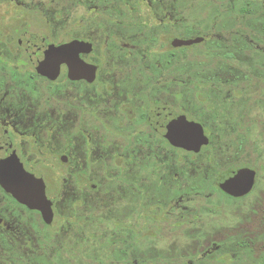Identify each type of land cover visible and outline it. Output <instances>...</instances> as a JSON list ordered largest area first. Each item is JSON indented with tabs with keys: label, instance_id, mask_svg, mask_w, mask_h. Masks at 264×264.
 Here are the masks:
<instances>
[{
	"label": "rangeland",
	"instance_id": "obj_1",
	"mask_svg": "<svg viewBox=\"0 0 264 264\" xmlns=\"http://www.w3.org/2000/svg\"><path fill=\"white\" fill-rule=\"evenodd\" d=\"M115 23L141 24L148 28V38L155 34L163 42L172 35L207 39L209 34L210 42L179 51L192 56L180 59L182 112L205 117L206 134L212 139L210 153L197 163L202 173L185 166L188 158L182 155L178 178L163 175L161 184H173L171 195L164 190L149 197L157 192L151 188L147 194L151 201L136 206L127 201L126 191L117 189L120 177L108 175L112 169L120 173L121 156L111 155L91 166L92 174L78 182L69 175L62 183L54 156L37 154L32 164L41 167L43 178L34 179L59 202L51 237L42 238L38 226L32 233L40 238L30 245L0 241V264H264V0H0V58L6 52L25 70L27 62L16 46L20 36L42 37L62 48L66 40L91 34L93 24L104 30ZM119 33V39L129 38V32ZM199 71L212 75L203 79L187 74ZM41 92L40 104L47 100L60 107L65 101L61 92L51 95L44 88ZM19 102L30 104L22 97ZM70 105L76 107V102ZM209 113L214 117L207 119ZM115 141L106 142V155L113 146H121L118 138ZM162 162L161 168L171 167L166 159ZM242 170L256 171L248 197L232 199L208 188L218 174ZM144 176H133L137 188ZM150 180L158 184L155 178ZM91 185L98 187L96 192L89 190ZM62 188L69 197L74 192L72 197L83 194L84 199L65 207ZM7 206L0 197V216L7 210L4 217L30 219ZM127 228L132 229L129 253Z\"/></svg>",
	"mask_w": 264,
	"mask_h": 264
},
{
	"label": "flooded vegetation",
	"instance_id": "obj_2",
	"mask_svg": "<svg viewBox=\"0 0 264 264\" xmlns=\"http://www.w3.org/2000/svg\"><path fill=\"white\" fill-rule=\"evenodd\" d=\"M92 26L94 31L92 30L91 34L76 36L61 43L63 44L62 49L72 42L87 44L78 52L77 59L84 65L95 68L91 82L85 79L70 80L68 71L71 62L67 59L57 60L60 66L55 79L38 74L31 62L29 50L41 49L50 55L51 47H60V44L54 45L42 37L22 35L17 39V51L23 53L27 62L25 70H22L18 62H15V59L8 56L6 52H4L5 56L0 58V158L17 161L19 167L37 186L39 196L50 207L52 214V221L46 223L39 211L29 210L20 205L0 186V197L7 201L9 204L7 207L11 208V212L17 211L31 215L30 219L24 221L21 217H4L7 210H3V215L0 216V241L2 243L5 241L8 243L10 240V245L16 243L24 244V246L30 245L31 240L37 241L40 238L37 237L38 234L33 237L32 233L34 231L36 234L38 226L43 232L42 238L50 239L51 237L56 219L55 211L59 202L55 197L47 194L46 185L39 186L34 179V176H43L41 167L36 168L32 164L37 154L50 153L54 156L62 171V183L68 179L69 175H73L74 180L78 182L81 176L92 174L91 166H97L102 160L105 162L111 155L113 159L117 155L121 156V161L124 160V167H120V173L112 169L108 175L120 177V183L117 185L119 187L116 188L126 191L127 201L131 204L136 203V206L151 201L147 196L151 188H155L158 194L156 192L149 197L162 195L164 190L171 195L173 184H161L163 175L166 174L173 180L178 178L177 173L181 171L182 155L188 158V162H183L185 166L192 165L194 173L199 172L198 175L202 173V167H197V163L210 153L212 139L206 134L205 117L201 114L197 117L182 112L184 106L182 107L180 98L184 89L179 77L180 59L192 58V56H182L179 51L210 42L209 34L206 35L207 39L201 36L186 39L179 34L172 35L166 37L163 42L161 37H156L155 34L148 38L145 33L149 30L141 24H130L127 28L123 24L115 23L113 26H104V30L100 24ZM114 27L119 30H114ZM122 28L125 29L122 30ZM101 31L105 32L101 33ZM122 32H129L127 40L118 38V33L122 36ZM194 39H201V41L182 47L174 44L176 40ZM155 45L156 50H150V47ZM208 55L210 56V52ZM224 59L227 62L228 54ZM164 65L172 69H165ZM118 67L119 70L116 71ZM123 68L126 72L122 70ZM151 69L153 81L150 84L149 71ZM187 74L188 76L193 75V78L204 79L211 73L199 71ZM37 81L39 83H35ZM43 88L51 95L61 92L65 98L64 103L60 104V107L52 105L47 100L40 104L44 100L39 99ZM21 97L25 101L28 100L30 104L19 102ZM72 100L76 102V107L70 105ZM213 117L214 115L209 113L207 119ZM181 124L199 126L204 136L202 141L196 143L192 138L190 144H185L186 146L172 145L169 138L175 137L172 134L180 135ZM171 126L175 128V131H170ZM58 138L61 139L59 150L56 144ZM117 138L121 146L119 148H116V145L113 146L110 154L106 155V142H116ZM45 149L47 152H44ZM163 159H166L171 167L161 168ZM144 162H147L145 167H139ZM110 163L115 164L112 161ZM44 170L48 171L49 168ZM96 170L98 174L100 171L97 167ZM246 171L254 172L255 182L252 190L244 196L232 197L219 189L216 180L222 173L216 176L214 183H207L208 188L214 193H220L232 199H244L252 194L256 184V171ZM103 173L107 174L106 171ZM145 173H149L152 179L155 178L158 184L149 181V177L144 176ZM140 175L144 178L140 187L137 188L138 186L132 182V179L133 176ZM116 184L112 183V186ZM67 186L64 184V187ZM97 188L95 185L89 186L91 192H96ZM64 191L62 188L60 195L63 196L62 204L65 207H68V203H80L84 199L83 194H76L72 197L73 192L69 197ZM177 198L180 199L179 196ZM127 229L124 234L127 236L125 238L129 253L133 248L132 238H130L132 229Z\"/></svg>",
	"mask_w": 264,
	"mask_h": 264
},
{
	"label": "water",
	"instance_id": "obj_3",
	"mask_svg": "<svg viewBox=\"0 0 264 264\" xmlns=\"http://www.w3.org/2000/svg\"><path fill=\"white\" fill-rule=\"evenodd\" d=\"M200 41L201 39L176 40L174 44L182 47L197 44ZM86 45L83 42H72L65 49L51 47L50 55H47L41 49H32L29 50L31 62L38 74L55 79L59 73L60 66V62L57 60L59 58L67 59L71 62L68 71L70 80L85 79L91 82L94 78L95 68L84 65L77 59L78 52ZM170 131H175V128L171 126ZM179 133L180 135L177 134V136L171 133L175 137L169 138L174 146H186L190 144L192 138L195 139L194 142L200 143L204 137L202 129L196 125L181 124ZM254 182V172L243 170L221 174L216 180V185L221 191L232 197H241L252 190ZM0 186L5 193L9 194L20 205L25 206L29 210L39 211L46 223L52 221L50 207L39 196L37 186L19 167L15 159L0 158Z\"/></svg>",
	"mask_w": 264,
	"mask_h": 264
}]
</instances>
